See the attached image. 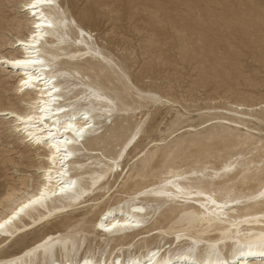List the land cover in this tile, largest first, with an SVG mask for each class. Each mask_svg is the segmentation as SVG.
Listing matches in <instances>:
<instances>
[{"label": "bare ground", "instance_id": "obj_1", "mask_svg": "<svg viewBox=\"0 0 264 264\" xmlns=\"http://www.w3.org/2000/svg\"><path fill=\"white\" fill-rule=\"evenodd\" d=\"M28 2L30 0H0V57L8 60L21 58L24 49L17 46L16 42L28 41L32 33L31 25L34 23L21 8V5ZM9 11L11 13H8ZM44 12L53 27L43 30V39L36 49L44 60L39 73L46 80L51 81L52 86L58 91L49 97L44 91L46 85H37L39 92L26 90L19 93L17 91L19 73L0 66V82L14 80L10 87L0 85V111L28 113L39 120L40 116L36 108L41 103L45 104L51 111L45 113L48 119L43 121L44 127H37L34 122L28 126L29 131L41 141L48 138L49 134L55 139H48L47 143L41 144L29 142L24 133L14 131L12 127L14 121L0 119L1 123L7 124L9 130L28 148L27 156L17 152L16 147L8 146L9 143L0 148V152L6 154L3 161L13 164L12 174L20 171L18 179L21 183L20 187L10 188L0 201V225H2L0 249L16 241L22 234L66 217L64 216L66 214L79 213L81 217L90 214L88 213L90 210L80 209L88 206L101 208V204L110 201L115 193L121 192L127 176L130 175L129 170L114 192H111V188L107 185L112 176L115 178L117 175L116 179L119 180L121 175L119 166L123 165L138 146L141 138L138 136L139 132L132 131L129 137L123 139V146L130 145L125 155L122 153L124 148L122 147L116 155L113 153L114 156L101 151L103 157H100L99 151L102 148L91 146H108L112 134L121 138L124 132L119 120L122 116H127L128 119L133 117V113L139 108L148 107L150 103L155 105L164 102L162 96L151 93L150 90L144 92V89L136 88L135 92L130 93L131 88L123 80V69L120 66L116 67L117 63L113 62L112 56L102 51L94 41V35L87 29L88 27L80 25L60 0H53L52 5L45 6ZM3 71L4 76H7L2 79ZM9 90L13 93L12 97L6 98L5 93ZM122 90L129 91L128 95L132 102L126 101L129 99L124 98ZM4 98L9 100L8 103L2 101ZM234 105H237V109L233 110L236 114L249 117L248 111L252 110L253 104L236 102ZM57 109L65 111H57ZM207 112L213 115L210 114V118L202 122L199 128L188 123L190 127L183 131L196 132L197 136H201V132L205 131L204 137L208 138L213 134L215 127H220L224 128L223 132H235L233 139L236 138L235 142L242 145L249 143L256 145L261 141L260 138L264 137V129L258 128V124L255 130L249 127L251 124L248 125L246 119L217 114L216 112L220 110L214 111L213 108ZM70 116L76 118L70 121L73 125V133L65 131L68 127L65 122L69 121ZM83 117L88 119L85 120ZM86 124L87 128L83 133L74 134L79 129L85 128ZM205 138H194L192 141L200 144ZM181 140L183 139L180 137L173 142L175 145L178 142L181 146L179 143L182 142ZM86 144L91 146L86 147ZM160 144L156 140L152 141V147L157 148ZM256 148H259L258 144ZM153 151L146 150L138 160L144 163ZM15 152L21 160L26 157L30 159V163L24 165L23 169H20V166L24 163L14 157ZM255 162L257 161L253 158L243 156L222 163L220 167L204 165L189 170L172 168L168 176L166 174V177L160 178L158 182L139 187L140 189H136L132 194L117 198L114 204L109 202L110 204L103 205L98 218L91 226H85L84 223L74 224L63 231L47 232L33 244L25 245L26 247L19 252L4 254L5 256L2 254L0 264H82L83 259H88L91 264H100V261H106L107 264L114 262L115 264H165V261L173 260L180 255H188L197 264H220L221 260L230 259V255H221L224 248L232 252L238 244L247 245L264 234V163L256 165ZM124 168L122 167V171ZM118 170H120L119 174ZM132 179L134 178L130 180ZM253 180L256 184L250 185ZM217 187L221 189L217 190ZM62 188L64 191H61ZM128 190L130 191L129 188ZM95 192L96 195L86 197L87 193ZM24 205L27 207L19 211ZM159 210H162L161 216L176 213L169 222L176 218L179 220L173 221L172 225L150 226V217H154ZM91 219L94 220L92 217ZM76 222L81 221L77 219ZM101 224L104 228L100 227ZM112 225L116 227L111 231H105ZM211 233L215 235H210ZM166 236H173L172 241L164 242L163 245H153L154 247L146 245L147 253L140 251L145 247L143 244L146 239L150 238L154 241L161 237L164 239ZM139 245V250H131ZM252 251L258 252L260 249L253 247ZM126 253H129L128 257ZM242 264H264V256H246Z\"/></svg>", "mask_w": 264, "mask_h": 264}, {"label": "rangeland", "instance_id": "obj_2", "mask_svg": "<svg viewBox=\"0 0 264 264\" xmlns=\"http://www.w3.org/2000/svg\"><path fill=\"white\" fill-rule=\"evenodd\" d=\"M60 1L80 25L85 28L88 27L87 29L94 35V41L101 47L102 51L112 56L113 62L117 63L116 67L119 68L120 66L123 69V80L131 88L130 93L135 92L136 88L144 89V92L150 90L151 93L162 96L164 102L155 105L150 103L152 107L148 104L149 106H147L151 107L149 109L148 107L139 108L131 118L127 119V116H122L119 120L124 132L122 137L112 134L109 138L110 144L104 146L105 148L102 145L91 146L86 144V147H101L100 157H103L102 152L114 156L122 147H124L122 153L125 155L130 145L123 146V139L129 137L132 131L134 133L139 132L138 136H141L136 147L137 150L134 149L128 157L130 159L127 158L128 160L126 159L123 165L119 166L121 167V172L118 170V174L121 173L119 180L116 179L118 178L117 175L115 178L113 176L110 178L107 187L111 188V192H114L129 170L128 174L130 175L127 174V181L122 191L115 193L112 201L101 204V208L89 206L85 209L81 208L82 211L90 210L88 212L90 214L85 216L81 217L79 213L66 214L64 215L66 217L53 221L52 224L49 223L28 231L18 237V240L16 239V241L2 247L0 256L23 250L47 232L63 231L69 225L74 224L84 223L85 226H91L93 221L98 218L103 205L109 202L114 204L117 198L130 195L139 187L158 182L160 178L166 177V174L168 176L169 170L172 168L189 170L204 165L220 167L227 161H234L243 156L256 160V165L264 163L263 136L260 138L261 143H256L259 148H256L255 143L242 145L235 142L237 141L236 138L233 139L235 132L226 131V133L223 132L224 128L220 127H215L213 134L209 136L210 138L204 137L205 131L201 132V136L195 135L196 132L183 131L190 126L199 128L202 122H206L213 115V113L207 112L212 108L214 111L215 109L220 110V112H216L217 114L228 115L227 117L230 118L246 119L247 124L253 126L249 125L251 129L256 130L257 124L258 128L263 127L262 129H264V0ZM1 75H3L2 79L7 76H4V71ZM13 83L14 80H6L0 82V85L10 87ZM121 92L124 98L129 99L126 101L132 102L128 90ZM12 94V91L9 90L5 96L9 98L12 97ZM2 101L8 103L9 100L4 98ZM236 102L255 105V107L252 105V110L248 111L249 117L240 116L233 111L237 109V105H234ZM119 103L121 104L120 101ZM164 104L166 105L164 106ZM143 110L144 112H142ZM252 116L254 118H250ZM253 122L256 123L255 126ZM12 134L8 125L0 121V148L9 143L8 146L16 147L17 152H22L27 156L28 148L19 141L16 135ZM180 137L183 139L182 142H179L181 146L178 145V142L175 145L173 141ZM201 137L205 139L200 144L192 141L194 138ZM154 140L161 143L157 148L152 147ZM165 146L166 148L169 146L168 151L166 148L164 149ZM148 149L153 153L143 163L138 159ZM240 151L242 152L240 153ZM14 154L19 162L24 163L20 169L30 163L29 158H22L21 160L18 153L15 152ZM232 154L234 158L231 156ZM4 155L6 154L0 152V201L10 188L21 186L18 179L20 171L15 172V175L12 174L14 171L13 164L4 162ZM260 160L261 162H258ZM122 167H125L124 171H122ZM135 169L137 170L134 172ZM131 178L134 179L130 180ZM132 183H134L133 187L131 186ZM136 183L137 185H135ZM249 184L255 185L256 182L253 180ZM220 189L217 187V190ZM96 194L97 192L87 193L86 197H92ZM161 212L162 210H159L154 217H150V226L172 225L174 224L173 221L179 220L176 218L169 222L176 216V213L161 216ZM166 217L168 218L166 219ZM77 219H80L81 222H76ZM154 219L158 220L155 221ZM210 235H215V233ZM172 239L173 236H166L164 239L161 237L154 241L148 238L143 244L145 247L140 251L146 252L147 247L163 245L164 242L172 241ZM151 243L152 245H150ZM146 245L149 246L146 247ZM132 249L137 251L140 249V245ZM230 253L224 248L221 255L229 256ZM126 254L128 257L129 253Z\"/></svg>", "mask_w": 264, "mask_h": 264}, {"label": "snow or ice", "instance_id": "obj_3", "mask_svg": "<svg viewBox=\"0 0 264 264\" xmlns=\"http://www.w3.org/2000/svg\"><path fill=\"white\" fill-rule=\"evenodd\" d=\"M52 3L53 0H30V2L21 5L23 11H25L29 18L34 21V23L31 25L32 33L28 37V41L21 40L16 42L17 46L24 49L21 58L8 60L6 58L0 57V66L8 67L11 70L19 73V78L17 80V91L19 93H23L26 90L39 92V89L36 87L37 85H46L44 91L49 97H51L52 93L58 91L54 86H52L51 81L46 80L39 73V69L44 65V60L41 58V54L36 51L40 40L43 39V30L51 29L53 27L52 22L47 19L44 12L45 6L52 5ZM33 73H35V75H33ZM25 107L28 106L25 105ZM36 111L39 113V120L28 113L18 114L16 112H9L7 110L0 111V119L14 121L15 123L12 125L14 131L17 133H24L25 138L29 142L36 144L47 143L48 139H55V137L49 134L48 138H46L44 141H41L38 137H34L32 135L28 126L35 122V126L43 128V121L48 119V116L45 115V113L51 111V109H49L45 104L41 103L36 108ZM57 111L65 110L57 109ZM74 119L76 118L70 116L69 121L65 122L68 124V127L65 129V131L73 133V125L70 121ZM83 119L87 120L88 118L83 117ZM86 128L87 124L85 125V128L79 129L74 134L80 135L85 131ZM65 143L70 142L65 141ZM55 150L59 151V149ZM65 151H67V149H65ZM68 155L70 156L71 154L69 153ZM61 191H64V189L62 188ZM24 207H27V205L21 207L19 211H23ZM0 227H2V225H0ZM100 227L104 228V225L101 224ZM114 227H116V225H112L110 228L105 229V231H111ZM176 239L178 240L179 237ZM253 247L260 249V251H252ZM189 252H191V250H189ZM153 255H155V253H153ZM250 255L264 256V234H261L252 243L247 245L238 244L237 247L234 248L230 253V259L221 260L220 264H242L244 258ZM82 264H91V261L88 259H83ZM100 264H107V262L100 261ZM165 264H197V262L194 259H190L188 255H180L176 256L173 260L165 261Z\"/></svg>", "mask_w": 264, "mask_h": 264}]
</instances>
